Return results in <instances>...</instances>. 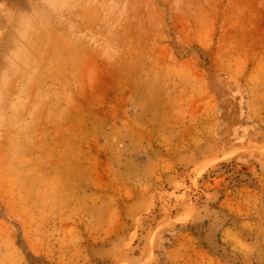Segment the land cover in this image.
Returning <instances> with one entry per match:
<instances>
[{
    "label": "rangeland",
    "instance_id": "374dc122",
    "mask_svg": "<svg viewBox=\"0 0 264 264\" xmlns=\"http://www.w3.org/2000/svg\"><path fill=\"white\" fill-rule=\"evenodd\" d=\"M0 264H264V0H0Z\"/></svg>",
    "mask_w": 264,
    "mask_h": 264
}]
</instances>
